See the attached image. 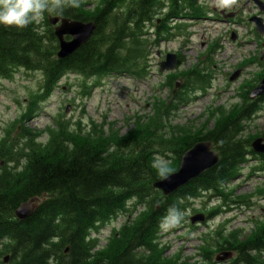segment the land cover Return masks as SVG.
<instances>
[{
	"label": "trees",
	"instance_id": "1",
	"mask_svg": "<svg viewBox=\"0 0 264 264\" xmlns=\"http://www.w3.org/2000/svg\"><path fill=\"white\" fill-rule=\"evenodd\" d=\"M63 3L61 14L45 12L22 29L0 25V80H12L19 70L41 76L39 93L30 95L27 110L14 119L21 125L19 135L5 131L0 137V264H171L172 260H162L163 249L155 240L168 206L183 210L181 201L205 193L226 206L230 193L226 184L239 174L248 157L258 159L259 169L264 170V155H256L249 146L255 136L243 133V122L259 110L264 95L246 103L254 85L249 86L242 106L225 117L221 114L212 127L203 129L167 126L169 133H164L163 114L181 102L156 99L152 115L137 117L134 127L122 135L111 124L104 129L103 123L100 129L78 127V132L61 119L45 131L25 128L23 122L64 75L72 73L83 80L112 74L141 78L146 74L148 46L172 40L185 31L183 21L204 13L199 0H98L91 7L84 0H75V6L71 0ZM48 16L93 21L95 28L72 54L57 58L58 42ZM208 71L196 64L181 74L182 87L189 92L204 90L211 79ZM176 78L165 75L164 85L171 94ZM97 84L84 82V93ZM179 92L176 96L183 100ZM46 132V139L39 141ZM204 140L218 152L216 165L168 196L151 186L162 178L156 157L169 159L159 165L168 169L166 176L177 170L187 149ZM30 199L36 200V208L19 221L14 211ZM219 211L217 207L207 217ZM122 213L127 220L100 247L97 234ZM259 231L261 238L224 239L215 251H234L230 264H264V227ZM211 253L209 248L202 254L208 264H214Z\"/></svg>",
	"mask_w": 264,
	"mask_h": 264
},
{
	"label": "rangeland",
	"instance_id": "2",
	"mask_svg": "<svg viewBox=\"0 0 264 264\" xmlns=\"http://www.w3.org/2000/svg\"><path fill=\"white\" fill-rule=\"evenodd\" d=\"M84 1L90 3L88 7H91L98 0ZM199 4L203 5L205 15L187 20L184 23L185 31L172 40L148 46L146 74L143 77L112 74L83 80L68 73L47 97L40 100L37 110L23 122L25 128L45 131L47 127H54L55 119H61L68 121L78 132V127L83 131L92 127L100 129L103 123L104 129L111 124L112 129L122 135L134 127L137 117L142 120L152 115L155 99L178 104L181 102L178 108L170 110L167 115L163 114L165 127L161 131L164 133H169L172 126L210 128L221 114L225 113V117L235 112L244 104L245 91L257 82V76L264 71V56L262 60L257 59L264 35L257 36L252 23L247 21L248 17L258 14L257 8L247 0H199ZM229 12L235 17L228 18ZM223 14L226 18H222ZM260 16L264 20V13ZM232 32L235 33L234 40L230 38ZM171 52L179 55L180 64L168 74L160 72L158 63ZM242 59L246 60L247 67L237 79L230 82V74L237 69V63ZM196 64L209 68V85L204 90L189 92L180 83L172 95L170 88L164 85L165 75H175L176 80L181 81V74ZM40 79L37 72L19 70L12 80H0V137L5 131L13 136L19 135L21 125L15 123L14 119L27 110L30 95L39 93ZM97 81L98 84L86 95L84 82L90 84ZM178 92L180 96L184 94L183 100L176 96ZM259 107L254 115L243 122L245 137H262L260 134L264 133V103L259 104ZM46 137L47 132L38 140L44 141ZM168 161L156 157L155 164L162 165ZM258 166V159L249 158L240 167L239 174L226 184L225 189L230 192L226 206L210 193L181 201L186 212L182 225L169 232L158 229L155 234V240L163 249L160 255L162 260H172L171 264H208L209 261H205L202 254L211 248L212 262L221 264L215 262L221 253L216 252L215 248L224 239L232 242L236 237L243 241L255 235L261 238L259 230L264 227V170ZM217 207H220L217 215L206 217L208 212ZM196 214H203L205 220L191 224L189 217ZM126 220L127 214L122 213L105 225L97 234L99 246H105L112 230H118ZM217 232L222 236L218 237ZM235 256L236 253H233L230 261ZM262 259L264 261V252ZM225 264H229V261Z\"/></svg>",
	"mask_w": 264,
	"mask_h": 264
},
{
	"label": "water",
	"instance_id": "3",
	"mask_svg": "<svg viewBox=\"0 0 264 264\" xmlns=\"http://www.w3.org/2000/svg\"><path fill=\"white\" fill-rule=\"evenodd\" d=\"M261 13L264 11V2L262 0H252ZM249 22H252L255 31L258 34L264 33V24L260 16H251ZM48 22L53 26V34L58 41L57 58H65L79 48L93 33L95 24L93 21L81 22L61 16H49ZM65 36L68 39H65ZM234 34L231 39L234 40ZM264 48V44H263ZM176 63V54L167 53L164 60L158 63L160 72L172 71ZM240 69L235 70L230 76L229 81H233L239 74ZM179 86L177 81L175 87ZM174 92V90H173ZM264 94V74L258 84L249 92V99L261 96ZM67 110V109H66ZM251 149L257 154H264V139L259 137L251 142ZM219 161L218 152L213 148L210 141H198L189 149H187L180 157L178 169L159 180L154 181L151 186L160 191L163 196L174 193L177 189L188 183L190 180L198 177L202 172L210 169ZM36 200L30 199L21 203L14 211V216L19 220L27 219L36 208ZM203 214H196L190 217V222L203 221ZM67 250V249H66ZM232 256L230 251H224L217 256L216 261L225 262ZM7 256L4 257L6 262Z\"/></svg>",
	"mask_w": 264,
	"mask_h": 264
},
{
	"label": "clouds",
	"instance_id": "4",
	"mask_svg": "<svg viewBox=\"0 0 264 264\" xmlns=\"http://www.w3.org/2000/svg\"><path fill=\"white\" fill-rule=\"evenodd\" d=\"M75 6V0H71ZM63 0H0V25L22 29L29 23L41 19L45 12L61 14ZM163 177L168 169L157 165ZM186 212L175 204L168 206L158 223L162 232H169L180 227Z\"/></svg>",
	"mask_w": 264,
	"mask_h": 264
},
{
	"label": "flooded vegetation",
	"instance_id": "5",
	"mask_svg": "<svg viewBox=\"0 0 264 264\" xmlns=\"http://www.w3.org/2000/svg\"><path fill=\"white\" fill-rule=\"evenodd\" d=\"M222 12V11H221ZM220 12V13H221ZM224 15V14H223ZM264 42V41H263ZM263 42H260V49H261V51H260V55H259V59H261L262 60V58H263V53H262V44H263ZM180 57H179V55L177 54V60L179 61V64H180ZM246 60L245 59H242L240 62H238L237 64V68H241V73H243L244 72V68H245V66H246ZM247 67V66H246Z\"/></svg>",
	"mask_w": 264,
	"mask_h": 264
},
{
	"label": "bare ground",
	"instance_id": "6",
	"mask_svg": "<svg viewBox=\"0 0 264 264\" xmlns=\"http://www.w3.org/2000/svg\"><path fill=\"white\" fill-rule=\"evenodd\" d=\"M29 218V217H28ZM20 221V220H19ZM67 252V251H66Z\"/></svg>",
	"mask_w": 264,
	"mask_h": 264
}]
</instances>
